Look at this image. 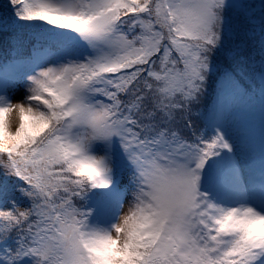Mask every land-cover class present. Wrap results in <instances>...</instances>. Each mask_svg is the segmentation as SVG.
Returning a JSON list of instances; mask_svg holds the SVG:
<instances>
[{"label": "snow or ice", "instance_id": "obj_1", "mask_svg": "<svg viewBox=\"0 0 264 264\" xmlns=\"http://www.w3.org/2000/svg\"><path fill=\"white\" fill-rule=\"evenodd\" d=\"M8 4L0 36L35 39L12 40L23 98L0 84V113L28 112L0 135L21 182L0 199V264H264V0ZM117 155L136 186L118 259L99 248L113 223L77 204Z\"/></svg>", "mask_w": 264, "mask_h": 264}, {"label": "trees", "instance_id": "obj_2", "mask_svg": "<svg viewBox=\"0 0 264 264\" xmlns=\"http://www.w3.org/2000/svg\"><path fill=\"white\" fill-rule=\"evenodd\" d=\"M258 2V0H257ZM11 14V8L8 4V0H0V17ZM15 40L17 45L23 49L24 54L27 55V51L30 49L34 43V33L29 30H20L15 33L10 34V36H0V75L5 74L11 76V69L7 67L8 62L13 58L11 53L15 47L12 40ZM202 108L203 105H200ZM192 120L194 125L198 128L200 126V119L195 115V109L193 112ZM182 127L181 125H177ZM185 134L189 130H184ZM19 182L15 177H5L2 172H0V187L3 188V194L0 195V199H3L7 203L9 198H19V193L15 190L16 185ZM109 200V193L106 192L104 188H93L90 189L81 199L77 200V204L81 205L85 211H90L91 215L89 217L90 223L97 221L105 208ZM21 205L26 206V202L21 200ZM26 264H31V262H26Z\"/></svg>", "mask_w": 264, "mask_h": 264}, {"label": "rangeland", "instance_id": "obj_3", "mask_svg": "<svg viewBox=\"0 0 264 264\" xmlns=\"http://www.w3.org/2000/svg\"><path fill=\"white\" fill-rule=\"evenodd\" d=\"M0 84L6 90V94L13 100L22 99L25 92L24 88L13 82L12 77L0 76ZM134 169L127 164L119 155L116 157L115 167L112 173V183L108 188L109 200L103 209L101 217L93 222V225L99 224L103 227H110L116 222L120 213L121 206L127 207L132 200V193L135 190Z\"/></svg>", "mask_w": 264, "mask_h": 264}, {"label": "clouds", "instance_id": "obj_4", "mask_svg": "<svg viewBox=\"0 0 264 264\" xmlns=\"http://www.w3.org/2000/svg\"><path fill=\"white\" fill-rule=\"evenodd\" d=\"M19 102H17V106L14 111H5L4 113H0V135L3 134L5 130V121L11 116L13 122H16L18 117H27L28 112L27 109L21 110L18 106ZM116 228H120L121 231H115ZM110 238L104 239L100 242L99 248L103 255L110 256L112 258H120L126 257L128 255V249L125 247V243L128 240V232H129V221L126 220L125 216H121L118 221L114 222L111 228L104 229Z\"/></svg>", "mask_w": 264, "mask_h": 264}]
</instances>
